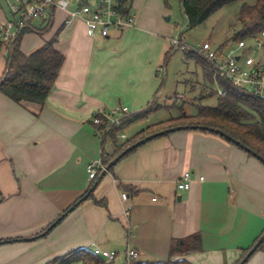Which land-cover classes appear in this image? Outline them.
<instances>
[{"label": "crops", "instance_id": "0c3cea01", "mask_svg": "<svg viewBox=\"0 0 264 264\" xmlns=\"http://www.w3.org/2000/svg\"><path fill=\"white\" fill-rule=\"evenodd\" d=\"M145 11L134 28L92 38L82 21L67 25L68 11L56 10L53 20H37L39 28L28 31L40 36L33 48L20 43L31 54L59 32L55 47L65 61L43 107L0 93V264H51L83 248L116 251L118 264L131 250L141 264H234L264 231V164L217 135L172 132L138 147L100 181L89 178L88 165L102 154L95 115L126 107L129 116L154 102L159 110L172 105L164 104L160 79L172 35L152 28ZM6 12L3 5L0 20ZM8 56L0 48V80ZM155 113L124 133L161 123L149 119ZM114 149L106 145L107 153ZM186 172L193 182L182 191L178 182ZM93 184L94 198L106 206L86 199L48 235L26 240L44 233ZM195 235L201 251L171 257L174 242L182 246ZM246 264H264V251Z\"/></svg>", "mask_w": 264, "mask_h": 264}, {"label": "trees", "instance_id": "16d2710c", "mask_svg": "<svg viewBox=\"0 0 264 264\" xmlns=\"http://www.w3.org/2000/svg\"><path fill=\"white\" fill-rule=\"evenodd\" d=\"M239 1L242 0H179L187 16L188 28L190 29L203 25L219 10L231 3ZM238 22L240 28L233 36V42L247 40L264 31V0H258L253 6L243 4L239 10ZM21 36L14 43L12 52L8 56L6 72L0 80V93L19 104L33 103L43 107L55 86L56 80L65 61L64 55L55 47L58 41L59 32L52 40L46 42L42 48L31 54H25L21 51ZM229 42H232V40ZM187 56L202 65L205 81L208 83L212 82L211 72L209 71L207 63L197 54L187 53ZM223 87L227 91L226 97H219L215 91L206 87L209 91L208 95L201 98V100H205L217 96L218 102L216 106L209 107L199 104L196 105L195 114L188 115L185 110V104L178 107L177 102L179 100L175 101L171 103L172 105H170L169 108L178 107L180 111L178 117L150 126L137 135L122 141L119 138V135L124 132L130 124L148 118L153 112L158 111L161 107L158 104L154 105L155 103H151L141 112L126 116L122 120L123 124L119 128L114 126L111 127L101 139V161L103 165L105 167L109 166L110 163L128 147L147 136L177 127H188L185 128V130H190L191 126H197L199 127L197 130L221 137L228 143L236 145L250 157H254L252 155V152H254L264 158V100L252 94L240 91L228 84H224ZM211 130H219L225 136L217 134ZM108 144H112L115 148L113 154L106 152V145ZM136 150L137 148L128 153L121 160ZM114 167L115 166L111 167L108 173H112ZM105 175H102V172H99L94 180L100 181ZM94 185L95 184H93L87 192V200L93 199L97 205L106 206L105 200L98 201L94 198ZM81 199L71 207H76ZM70 208L64 211L63 214L67 213ZM65 218L66 216L62 221ZM263 234L264 231L260 237ZM259 238L250 248L242 251L241 256L234 264L241 263L248 252L257 243ZM180 242L181 241H176L172 245V258L176 256H186L192 252L201 251L202 249L201 238L199 235L183 240L184 244L182 246L179 244ZM257 251H264V243ZM185 262V260L173 261L170 259L168 262L160 264H185ZM51 264L117 263H106L105 260L95 256L90 249L83 248L76 249L63 256L57 257L51 261ZM124 264L141 263L127 260Z\"/></svg>", "mask_w": 264, "mask_h": 264}, {"label": "built area", "instance_id": "2783aa9c", "mask_svg": "<svg viewBox=\"0 0 264 264\" xmlns=\"http://www.w3.org/2000/svg\"><path fill=\"white\" fill-rule=\"evenodd\" d=\"M132 3L133 0H0V8L4 5L7 9L5 18L0 20V48L7 49L10 54L14 43L23 33L36 30L33 27L34 21L49 23L56 10L68 11L65 21L67 25L75 20L82 21L88 37L108 38L112 33H123L134 28L137 23ZM73 5L75 9L70 10ZM171 46L185 53L197 54L207 63L212 78L209 89L219 97L227 96L223 85L228 84L264 100V31L247 40L226 43L219 48L210 41L191 46L181 38H171ZM182 99H186V95L175 94L170 102ZM128 111L126 107H117L110 113L100 112L94 116L93 124L100 140L111 127L119 128L123 124L122 120ZM119 138L126 140L128 136L122 132ZM104 170L101 159L87 167L91 180ZM200 179L203 180L202 177ZM192 182V173L186 172L179 179L178 189L189 190ZM122 199L126 201L128 194L123 193ZM92 252L106 263L116 262L118 259L116 251L95 248ZM138 258V251L127 252L128 260L137 261Z\"/></svg>", "mask_w": 264, "mask_h": 264}, {"label": "rangeland", "instance_id": "374dc122", "mask_svg": "<svg viewBox=\"0 0 264 264\" xmlns=\"http://www.w3.org/2000/svg\"><path fill=\"white\" fill-rule=\"evenodd\" d=\"M257 1L258 0H242L231 3L211 16L203 25L191 29L188 28V19L179 0H139L133 5V13L139 18L140 16L142 17V11L146 10L143 19L153 23L155 27L152 28L157 29L159 32H161V30L167 31L172 35V38H181L191 46H197L204 41H210L214 43L215 47L219 48V46L223 44H230L229 41L231 40L233 42L232 38L240 28L238 15L241 6L243 4L253 6ZM33 25L39 28L40 21H34ZM28 33L29 32L23 34L20 40L23 48L27 49L29 46L33 48L36 41L40 39V36ZM165 62L166 67L163 68L162 78H160L164 83V104L167 105L168 102H170V97L178 93L186 95V99L179 100L177 105L178 107L183 104L187 105L185 110L188 115L195 114L196 105L201 104L209 107L217 105V96L201 100L202 97L208 95L209 91L206 87L210 88V84L205 81L201 64L189 58L187 53L175 48H171L167 55V61ZM211 89H213V87H211ZM154 103V105L157 104V102ZM178 107L159 110L149 119H151V121L153 120L152 122H163L171 118H176L180 115ZM126 133L130 138L135 136V127L126 130ZM47 237L48 236L42 239H46ZM120 261H122V259ZM120 261L118 263H120Z\"/></svg>", "mask_w": 264, "mask_h": 264}, {"label": "water", "instance_id": "95a60500", "mask_svg": "<svg viewBox=\"0 0 264 264\" xmlns=\"http://www.w3.org/2000/svg\"><path fill=\"white\" fill-rule=\"evenodd\" d=\"M185 128H188V127H177V128H172V129H167V130H164V131H160L158 133H155L153 135H150V136H147L145 137L144 139L142 140H139L138 142H136L135 144H133L132 146L128 147L124 152H122L119 156H117L111 163L109 166L105 167V170L102 172V175H105L106 173H108L111 169V167L115 166L124 156H126L128 153L132 152L134 149L142 146L143 144L155 139V138H158V137H162L164 135H167V134H170L172 132H175V131H180V130H183ZM191 129L193 130H197L199 129V127L197 126H191L190 127ZM217 134H220V135H224L221 131L219 130H211ZM225 136V135H224ZM252 155L258 159L259 161H261L263 164H264V158H262L261 156H259L258 154L252 152ZM88 198V195L84 196L78 203L77 205H79L81 202L85 201L86 199ZM75 207H71L69 209V211L63 215H61L54 223H52V225H50L46 231L44 233H42L41 235H39L38 237H32V238H29V239H26L28 241H33L35 240L36 238H39L40 236L43 237L45 235H47V233H49L50 231H52L61 221L62 219L68 215V213H70L71 211L74 210ZM264 243V234L259 238V240L257 241V243L253 246V248L248 252V254L245 256V258L241 261L240 264H246L249 259L254 255V253L259 249V247ZM1 244V243H0Z\"/></svg>", "mask_w": 264, "mask_h": 264}]
</instances>
